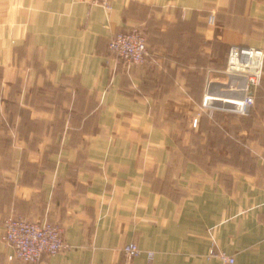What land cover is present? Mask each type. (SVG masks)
<instances>
[{"label":"crops","instance_id":"1","mask_svg":"<svg viewBox=\"0 0 264 264\" xmlns=\"http://www.w3.org/2000/svg\"><path fill=\"white\" fill-rule=\"evenodd\" d=\"M133 28L151 57L127 68ZM231 45L264 52V0H0V264H28L9 216L61 227L44 264H264V74L246 115L204 105L234 98Z\"/></svg>","mask_w":264,"mask_h":264},{"label":"built area","instance_id":"2","mask_svg":"<svg viewBox=\"0 0 264 264\" xmlns=\"http://www.w3.org/2000/svg\"><path fill=\"white\" fill-rule=\"evenodd\" d=\"M92 5L101 6L110 12L113 0H89ZM208 24L215 26L217 16L211 13ZM109 52L116 61L123 62L127 68L146 64L151 57L145 33L139 28L120 31L114 35L109 43ZM264 52L247 45H231L228 53V64L223 73L229 77L230 89L234 92L233 99H226L212 93L211 82L208 84L204 105L210 109L215 107L211 102L218 100L229 103L228 111L246 115L255 105L254 89L257 88L264 74ZM198 118L193 119V126L198 125ZM2 240L11 249L8 256L10 261L20 260L28 264H44L46 256H54L69 245L62 236V229L58 225L44 222L29 221L22 217L9 216L4 220ZM128 259L137 257L143 250L137 243L126 244L122 248ZM148 258H154V252L147 251ZM210 257L221 260L224 264H234L235 259L224 252H211Z\"/></svg>","mask_w":264,"mask_h":264},{"label":"water","instance_id":"3","mask_svg":"<svg viewBox=\"0 0 264 264\" xmlns=\"http://www.w3.org/2000/svg\"><path fill=\"white\" fill-rule=\"evenodd\" d=\"M211 104H212L213 106H215V107L227 106V105H224L223 103H221V102L218 101V100H215V101L211 102ZM228 105L230 106L231 104H228Z\"/></svg>","mask_w":264,"mask_h":264},{"label":"rangeland","instance_id":"4","mask_svg":"<svg viewBox=\"0 0 264 264\" xmlns=\"http://www.w3.org/2000/svg\"><path fill=\"white\" fill-rule=\"evenodd\" d=\"M193 122V121H192ZM197 127V126H196ZM196 127H194V128H196ZM207 128V127H206ZM192 135V141H196V136H195V134H191ZM190 139V138H189Z\"/></svg>","mask_w":264,"mask_h":264}]
</instances>
